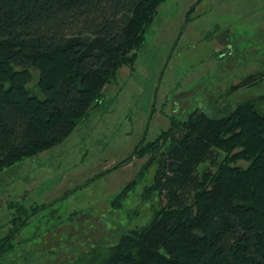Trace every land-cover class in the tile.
Returning <instances> with one entry per match:
<instances>
[{
  "label": "trees",
  "instance_id": "trees-1",
  "mask_svg": "<svg viewBox=\"0 0 264 264\" xmlns=\"http://www.w3.org/2000/svg\"><path fill=\"white\" fill-rule=\"evenodd\" d=\"M164 1L0 0V172L88 118L105 86L136 62ZM146 153L158 167L143 196L157 192L165 204L147 224L118 228L112 243L61 264H264V113L255 102L172 118L131 155ZM15 205L0 264H56L58 255L39 254L40 263L20 252L17 237L43 206Z\"/></svg>",
  "mask_w": 264,
  "mask_h": 264
},
{
  "label": "rangeland",
  "instance_id": "rangeland-1",
  "mask_svg": "<svg viewBox=\"0 0 264 264\" xmlns=\"http://www.w3.org/2000/svg\"><path fill=\"white\" fill-rule=\"evenodd\" d=\"M245 101L264 113V0H165L136 62L117 72L88 118L58 145L0 172V239L14 201L29 211L43 206L17 237L20 252L55 254L56 264L112 243L118 228L147 224L166 201L143 196L158 164L134 149L172 118Z\"/></svg>",
  "mask_w": 264,
  "mask_h": 264
}]
</instances>
